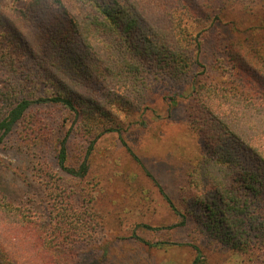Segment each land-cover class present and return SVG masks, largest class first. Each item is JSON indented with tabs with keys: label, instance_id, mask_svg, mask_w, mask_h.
<instances>
[{
	"label": "trees",
	"instance_id": "16d2710c",
	"mask_svg": "<svg viewBox=\"0 0 264 264\" xmlns=\"http://www.w3.org/2000/svg\"><path fill=\"white\" fill-rule=\"evenodd\" d=\"M226 3L0 0V143L39 102L60 105L74 117L53 146L57 171L46 169L51 183L45 186V212L32 213L0 196V264H66L67 246L86 236L87 228L76 223L80 212L72 204L74 192L58 186L85 178L97 139L105 132L123 131L102 99L112 95V105L123 102L113 88H106L107 78L142 93L156 82L181 84L196 69L195 76L205 73V39L213 28L218 32ZM187 21L195 24V32ZM262 32L264 15L244 31L227 28L221 35L226 79L192 86L186 117L203 152L187 170L181 206L145 171L176 216L167 228L193 225L203 238L237 253L264 240L263 233L257 235L264 218ZM37 129L32 125L30 142L43 144ZM71 139L79 141L76 165L71 164ZM130 238L149 246L172 245L145 240L136 230Z\"/></svg>",
	"mask_w": 264,
	"mask_h": 264
},
{
	"label": "rangeland",
	"instance_id": "374dc122",
	"mask_svg": "<svg viewBox=\"0 0 264 264\" xmlns=\"http://www.w3.org/2000/svg\"><path fill=\"white\" fill-rule=\"evenodd\" d=\"M69 8L76 11L73 4ZM263 15L264 0H227L218 32L213 28L205 39L206 72L195 76L196 69L181 84L156 82L139 93L107 78L106 88H113L123 102L112 105L110 94L102 99L121 121L123 131L105 132L97 139L85 178L70 180L69 188L56 184L63 192H74L72 204L80 212L76 223L87 228L86 236L67 246L66 264H192L197 255L195 264H264V240L262 248L257 245L249 252L237 253L203 238L193 225L167 228L176 216L145 173L148 171L171 201L181 206L187 170L203 152L200 136L189 128L186 117L192 86L222 83L227 65L221 35L230 27L235 31L251 28ZM187 22L195 32V24ZM71 121L73 115L60 105L39 102L31 107L25 120L0 143V196L32 213L45 212V186L51 183L46 169L52 166L57 171L51 158L53 146L60 130L66 131ZM32 125L40 131L43 144L30 142L35 133ZM71 143V164L76 165L79 141L71 139ZM260 221L257 235H264V218ZM133 230L150 242L172 245L149 246L130 238Z\"/></svg>",
	"mask_w": 264,
	"mask_h": 264
}]
</instances>
